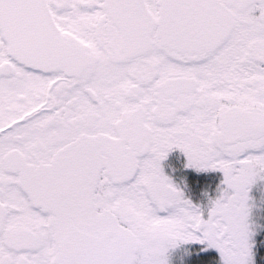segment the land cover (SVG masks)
Returning a JSON list of instances; mask_svg holds the SVG:
<instances>
[{
  "label": "snow or ice",
  "instance_id": "snow-or-ice-1",
  "mask_svg": "<svg viewBox=\"0 0 264 264\" xmlns=\"http://www.w3.org/2000/svg\"><path fill=\"white\" fill-rule=\"evenodd\" d=\"M0 264H264V0H0Z\"/></svg>",
  "mask_w": 264,
  "mask_h": 264
}]
</instances>
